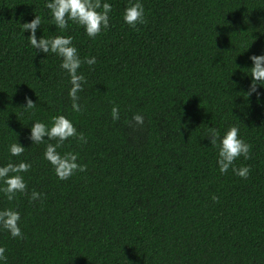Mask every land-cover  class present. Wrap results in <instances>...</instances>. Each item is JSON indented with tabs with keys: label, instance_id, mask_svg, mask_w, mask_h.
Listing matches in <instances>:
<instances>
[{
	"label": "trees",
	"instance_id": "trees-1",
	"mask_svg": "<svg viewBox=\"0 0 264 264\" xmlns=\"http://www.w3.org/2000/svg\"><path fill=\"white\" fill-rule=\"evenodd\" d=\"M44 2L0 0V166L31 165L25 193H0L22 232L0 230L4 264H264V81L247 94L246 74L264 48V0H141L135 28L122 18L128 0H107L109 27L95 38L72 21L57 29ZM34 15L37 37L70 35L82 61L96 59L78 69L80 112L60 58L28 43L22 23ZM26 95L36 103L27 111ZM57 114L86 137L57 149L86 166L66 180L43 156L55 140L27 138L30 121ZM230 125L249 145L234 161L247 178L221 174L204 137ZM16 139L25 150L11 156Z\"/></svg>",
	"mask_w": 264,
	"mask_h": 264
},
{
	"label": "clouds",
	"instance_id": "clouds-1",
	"mask_svg": "<svg viewBox=\"0 0 264 264\" xmlns=\"http://www.w3.org/2000/svg\"><path fill=\"white\" fill-rule=\"evenodd\" d=\"M44 6L49 10L51 20L54 26L64 31L68 27V22L81 26L85 34L90 38H95L102 30L109 27V13L112 5L104 0L101 5L100 0H45ZM102 9V10H100ZM123 21L132 28L137 24L145 22V9L141 0H128L123 12ZM41 17H34L25 23H22L23 30L28 31V43L31 48L43 54H54L60 58L59 67L64 70L68 76L70 87L67 95L71 101V109L73 112H80L81 105L78 103L83 85L86 82L84 75L78 72L82 62L91 66L95 64V57H85L82 61L76 46L73 44L70 35H54L50 37H37L36 31L40 28ZM248 59L251 61V67L246 74H249L251 80L249 82V90L247 94L256 92L257 84L264 81V48L259 54L250 53ZM36 103L27 95L24 97V104L21 107L25 111L33 109ZM113 121L119 119V110L113 106L110 110ZM132 120L137 125L143 124V116L134 114ZM27 138L31 144H40L45 139L55 143H47L44 148V159L52 166V170L59 180H66L76 172H84L86 166L79 162L78 154L72 151L61 154L57 151L66 140L75 137L79 142L85 143L86 137L82 133H78L76 127L63 114H57L50 118L46 124L40 120L30 121ZM239 129L230 125L221 131L209 127L207 137L210 146L216 149V165L221 174L226 173L230 168L234 175L240 178H247L249 167L246 165L237 167L234 161L238 157L244 160L249 158V145L238 135ZM17 136V135H16ZM46 137V138H45ZM8 152L11 156H20L25 147H23L17 139L10 143ZM31 165L25 161L16 163L8 162L0 166V193L8 201H12L17 193H25L26 183L21 173L29 170ZM40 193L32 191L31 200L40 198ZM216 197H213L215 199ZM20 214L12 208L0 209V230L7 231L14 238H22L21 228L19 226ZM5 248L0 246V264H4L6 259Z\"/></svg>",
	"mask_w": 264,
	"mask_h": 264
}]
</instances>
